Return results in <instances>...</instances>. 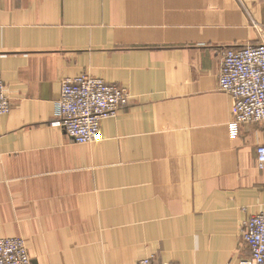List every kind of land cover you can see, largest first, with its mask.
Returning <instances> with one entry per match:
<instances>
[{
  "label": "crops",
  "instance_id": "1",
  "mask_svg": "<svg viewBox=\"0 0 264 264\" xmlns=\"http://www.w3.org/2000/svg\"><path fill=\"white\" fill-rule=\"evenodd\" d=\"M263 42L264 0H0V239L32 264H240L264 122L234 123L219 75ZM82 76L131 96L86 145L54 125Z\"/></svg>",
  "mask_w": 264,
  "mask_h": 264
},
{
  "label": "built area",
  "instance_id": "2",
  "mask_svg": "<svg viewBox=\"0 0 264 264\" xmlns=\"http://www.w3.org/2000/svg\"><path fill=\"white\" fill-rule=\"evenodd\" d=\"M220 90L234 102L236 125L264 122V42L227 48L222 55ZM128 90L102 79L82 76L66 80L57 102L54 125L62 128L78 145L101 140V124L114 117L130 103ZM11 111V100L0 81V116ZM258 163L264 170V145L257 148ZM241 239L250 256L240 264H264V213L257 214L242 226ZM0 264H32L26 243L21 238L0 239ZM139 264H157L144 259Z\"/></svg>",
  "mask_w": 264,
  "mask_h": 264
},
{
  "label": "rangeland",
  "instance_id": "3",
  "mask_svg": "<svg viewBox=\"0 0 264 264\" xmlns=\"http://www.w3.org/2000/svg\"><path fill=\"white\" fill-rule=\"evenodd\" d=\"M11 110H12V104H11ZM10 112H11V111H10ZM10 112H9V113H10ZM9 113H8V114H9ZM6 115H7V114H6ZM3 116H4V115H3Z\"/></svg>",
  "mask_w": 264,
  "mask_h": 264
}]
</instances>
